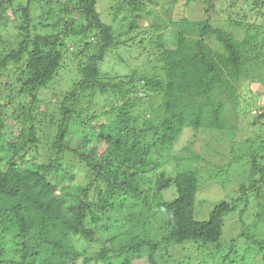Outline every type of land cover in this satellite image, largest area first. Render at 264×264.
Returning a JSON list of instances; mask_svg holds the SVG:
<instances>
[{
    "label": "trees",
    "instance_id": "trees-1",
    "mask_svg": "<svg viewBox=\"0 0 264 264\" xmlns=\"http://www.w3.org/2000/svg\"><path fill=\"white\" fill-rule=\"evenodd\" d=\"M196 1L204 4V17L192 21L186 15L163 16L181 0H120L114 13L121 12L130 25L119 33L101 19L97 0H26L24 5L0 0V27L10 22L17 31L8 44L0 29V73L7 77L0 80V96L5 93L11 110L4 117L0 105V264H161L173 248L218 244L224 216L235 205L222 201L206 220L196 218V195L204 183L199 168L183 164L201 158L196 151L187 145L183 154L172 156L174 172L148 175L167 161L162 153L185 133L204 136L205 150L213 148L207 137L218 145L227 142L238 153L235 160L249 167L243 177L251 187L264 185V139L235 145L247 130L241 119L251 125L264 119V106L251 110L238 94L241 80L264 66V41L255 44L254 35L237 40L213 25L219 3L225 21L244 26L264 16L259 10L264 0H251L252 14L243 13L244 19L235 16V6L247 0H184L183 7ZM161 2L163 13L155 11ZM144 18L150 22L142 26L141 52L154 56L145 62L158 72L106 78L102 68L116 63L110 51L128 41L119 36L139 28ZM169 27L177 30L170 39ZM72 42L77 79L56 93L53 83ZM44 90L52 97L42 96ZM146 98L149 116L141 121L136 110ZM4 120L13 122L11 140L3 138ZM87 128L99 131L101 145L91 142ZM227 132L235 135L233 141H227ZM70 133L80 138L76 146ZM142 180L147 187L141 188ZM261 206L257 217L263 221ZM77 239L99 247L81 258ZM258 244L249 248L255 255L264 253V243ZM232 254L237 256L235 244L224 260ZM239 261L246 258L231 264Z\"/></svg>",
    "mask_w": 264,
    "mask_h": 264
},
{
    "label": "rangeland",
    "instance_id": "rangeland-1",
    "mask_svg": "<svg viewBox=\"0 0 264 264\" xmlns=\"http://www.w3.org/2000/svg\"><path fill=\"white\" fill-rule=\"evenodd\" d=\"M119 1L120 0H97L96 7L100 13L101 19L113 25V27L118 29L120 33L121 31L128 29L130 24L128 22L129 20L123 19L121 12H119V15H115L114 13V8L119 5ZM226 1L231 3L234 1L238 3L241 0ZM247 1L244 4L242 3V6H235V9L238 10L237 15H235L237 18L239 15L240 19H244L242 16L243 13H245L246 16L252 14V10H249V7L253 6L252 1ZM16 2L24 5L26 0H16ZM183 2L184 0L177 2V5L173 7L174 9L172 11L165 12L163 16H169L172 19H177L179 15H186L192 21L200 20L204 17V4L201 1L192 2L188 7H183ZM162 3L163 2H161V4L155 9L156 12L163 13L161 11ZM219 6H221L220 3ZM219 6H217V11L213 14V25L224 28L237 40H242L246 37V35H254L256 37L255 44L259 45L261 42L263 43L264 16H258L256 20H250V25L236 26L229 24L223 19L224 17H227V13L226 10H220ZM259 10L264 12V5L260 6ZM33 13H39V9L37 8L33 11ZM247 17L249 18V16ZM35 20L37 21V18ZM149 22L150 19L144 18L138 23L139 28H136L133 31L129 30L128 34L119 36L120 42L126 41L127 38L128 41L126 42V45H120L118 48L110 51V59L115 60L116 63L115 65L112 64L102 68L103 74L106 76V78H113L114 80L128 79L131 74L135 73L154 76L156 70L154 71L151 69L145 62L146 59L149 58L152 60L154 56L150 54L145 55L144 52H141L143 44L140 43V39H143L142 36H144L143 32H145L142 26H144V24L149 25ZM0 29L2 30L3 38L7 40V43L9 44L12 42L13 36L17 33V31L13 28L11 23L9 22L7 27H0ZM33 29L34 27H32V30ZM35 29L38 31L36 27ZM176 31V28H167V34L165 37L169 38L173 35V33H176ZM167 44H169V40ZM212 45L218 49H221V47H219L215 41L212 42ZM75 47L76 46L73 42L72 44L69 43V45H67L68 52L62 61V67L59 69L53 83L52 90L56 93L68 90L71 83L77 79V60L76 58L72 57L74 53L71 54L72 51L76 52ZM262 50V53L264 54V48ZM6 78V74L1 72L0 80L5 82L7 81ZM41 94L42 96L45 95L52 97L50 90H44L41 92ZM138 94L142 96L141 92ZM238 94L240 101L248 99V103L252 105L250 106L251 110H256L258 112V110L263 109L264 66L258 68L257 72H253V74H250L241 80L240 84L238 85ZM6 100L5 93L2 92L0 96V105L2 104V112L5 114L4 117L8 116L11 112V110L5 104ZM26 100H28V98H26ZM140 103L143 104L139 105L136 111L137 115L140 116V120L142 121L149 116L148 112L146 111L148 106L147 98ZM42 106L44 105L40 104V107ZM241 107H243V105ZM12 123V121H3V127L1 128L4 135L3 138L11 140L12 137H14L11 134V130H13ZM240 124L245 125L247 130L240 133L239 136L241 139L238 138L235 140L236 147L242 145L244 140L247 138L259 140L262 137L264 139V119L257 123L259 125H251L243 119L240 120ZM188 129H185L184 132H186V130L188 131ZM85 134L90 136L89 138L92 143H98L101 145L102 141L99 137L98 130L92 132L89 130V128H87L85 130ZM226 135L227 141L234 140V134L227 132ZM202 137L204 136L193 137L189 133L183 134L182 138L173 144V147L169 153H162V155H165V157L167 156V161L159 162V164L148 175L152 178L154 175H156V173H158V170L160 171L161 169L168 174L172 173L175 164L172 156L175 154H183L185 152L183 148L188 145L192 150L196 151L201 158L195 162L192 160H187L183 164L190 168H199L200 175L204 183L196 195V218L199 220H206L208 218L209 211L222 201H231L232 204L235 205V210L227 213L224 216L222 237L218 244H209L201 248L196 245L173 248L170 253V258L166 255L163 257V259H160L161 264H177V262L182 264H231L233 263V260L237 261V258L241 257H245L246 261H243V263H240L239 261L238 264H264V253L258 251L255 255L253 254L254 252L252 250H249L251 245L255 247L256 240H259V246H261L260 244L262 242L264 243V220L261 221V219L257 217L258 212L261 210V205L264 207V185L260 186L258 183H256L255 186L251 187L252 184L249 178L247 179L243 177L244 171L248 172L249 167L244 165L245 160L236 161L238 159V153L231 152V148L230 146H227V142L225 145H218L212 138L210 139L211 136L207 137V142L213 148L208 150L206 148L205 150V147L203 146L205 141ZM67 138H69L73 146H76L80 140L78 135L74 133L68 134ZM194 138L196 139L195 141L192 140ZM26 149L27 146L23 151ZM231 159L235 162H233L231 168L225 170L224 165H228V161ZM221 168H223V170L218 172V170ZM209 172H212V174ZM207 174L210 175L209 178H206ZM77 175L79 178V173ZM221 181L226 182L224 183L225 185H223ZM147 186V180H142L141 188H145ZM165 192V196L168 197L170 196L172 190L171 192ZM76 242L82 254L81 258L93 254L99 247V243L96 242L87 243L80 239H77ZM234 244L237 256L232 254L229 260H224V256L230 251L231 245ZM256 248H258V246ZM246 252H249V254ZM78 264H82L81 260L78 262Z\"/></svg>",
    "mask_w": 264,
    "mask_h": 264
}]
</instances>
